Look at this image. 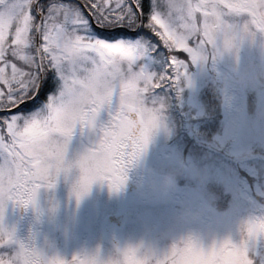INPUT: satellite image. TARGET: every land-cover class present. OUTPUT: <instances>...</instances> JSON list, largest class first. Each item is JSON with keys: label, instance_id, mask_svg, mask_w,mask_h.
Returning <instances> with one entry per match:
<instances>
[{"label": "snow or ice", "instance_id": "6c2138e0", "mask_svg": "<svg viewBox=\"0 0 264 264\" xmlns=\"http://www.w3.org/2000/svg\"><path fill=\"white\" fill-rule=\"evenodd\" d=\"M264 40V0H0V219L36 209L41 189L76 173L79 203L94 183L119 191L163 126L162 96L180 90L188 63L234 43ZM167 51V69L138 61ZM174 50L187 54L179 59ZM259 245V247H258ZM264 209L236 239L174 244L158 264H260ZM0 264H85L37 248L0 224Z\"/></svg>", "mask_w": 264, "mask_h": 264}, {"label": "rangeland", "instance_id": "374dc122", "mask_svg": "<svg viewBox=\"0 0 264 264\" xmlns=\"http://www.w3.org/2000/svg\"><path fill=\"white\" fill-rule=\"evenodd\" d=\"M260 40L257 37L253 43L247 40L241 43L237 53L241 67L264 64ZM174 53L187 60L186 53L177 50ZM163 55L162 50L156 57L148 53L138 63L148 72L159 74L167 69ZM232 66L230 52L222 53L214 61L189 62L187 79L182 80L178 93L176 90L173 92L174 102L161 95L164 104L162 115H167V111L174 113L173 109L183 113L182 107H185L188 112L185 122L175 114L177 118L167 127L165 123L171 121L163 117V126L153 133L142 156L128 170L132 178L144 166H151L157 173H163L175 167L177 157H180L201 172L204 177L202 183H197L191 178L190 171H186L178 180L182 184V187L178 186L180 191H176L171 200L140 198L136 201L142 204H131L129 200H133L134 196L130 199L124 196L122 187L119 191H110L106 184L94 183L77 203L69 194L75 171L67 179L61 176L54 188L40 190L36 209L31 208L37 248L48 255L57 254L67 260L82 250L99 246L104 256L116 246L147 235L149 230H159L181 203L201 209L200 218L184 225L181 233L191 232L204 245L212 238L236 239L240 221L264 209V88L244 84L221 93L218 88L220 80ZM208 92L213 98H220L222 107L217 103L213 114L203 122L206 112L201 103L209 95ZM201 123L202 127H199ZM213 131L220 133L210 135ZM187 133L194 134L206 150L215 153L209 151L208 154L203 148L201 151L204 154L199 158L196 155L187 157L188 149L184 153L179 146L185 141L188 143ZM228 156L233 160L227 161ZM232 169L237 171L233 173ZM130 191L135 192L133 187ZM188 192L193 193L191 197L186 196ZM220 206L222 211L219 210ZM13 208L17 206L11 202L5 206L0 224L14 229L16 233L12 223ZM111 214H123L122 222L126 224L123 233L113 230L115 226L109 221ZM24 231L30 232L29 227ZM18 238L26 240L22 232ZM83 239L88 244L82 245ZM167 243L168 240L161 242L163 246Z\"/></svg>", "mask_w": 264, "mask_h": 264}, {"label": "clouds", "instance_id": "9594fccd", "mask_svg": "<svg viewBox=\"0 0 264 264\" xmlns=\"http://www.w3.org/2000/svg\"><path fill=\"white\" fill-rule=\"evenodd\" d=\"M245 40L249 43L256 41V39L249 40L246 38L243 42ZM241 43H234L231 49L223 52L232 54L233 66L220 80L218 88L221 93L226 92L233 86L244 84L253 88H264V64L259 66L249 65L247 67L239 65L237 53ZM260 50L261 54L264 55V40H260ZM186 171H190L191 178L197 183L203 182L204 177L199 170L190 167L184 159L177 157L175 167H170L169 170L163 173H157L151 166H144L132 178L128 176L127 171L124 184L131 180L136 192L141 197L151 201H162L168 199L177 191L178 178ZM200 215L201 209L181 203L172 213L168 222L159 230H149L147 235L134 242H126L122 246H116L104 256L101 255L99 246L92 250H82L76 255H79L85 261V264H158V261L168 254L174 244L178 245L189 238L200 241L191 232L181 233L180 231L184 225L197 221ZM165 240H168L169 243L163 246L161 242ZM216 240L212 238L205 246H211ZM260 264H264V258L261 259Z\"/></svg>", "mask_w": 264, "mask_h": 264}, {"label": "trees", "instance_id": "16d2710c", "mask_svg": "<svg viewBox=\"0 0 264 264\" xmlns=\"http://www.w3.org/2000/svg\"><path fill=\"white\" fill-rule=\"evenodd\" d=\"M162 52L164 53V58L167 61V51L166 50H162ZM178 58L180 56H177ZM170 93L173 95L174 90L173 89H169ZM209 95L205 96L204 101L202 100L203 103V108L206 112V117L211 116L216 108V104L220 103L219 100L215 99L212 97V95L208 92ZM220 106V104H219ZM182 111H183V115H182V122H185L184 120L187 118L188 112L187 109L185 107H182ZM208 115V116H207ZM200 156V153H198V158ZM139 198H143L141 196H139Z\"/></svg>", "mask_w": 264, "mask_h": 264}]
</instances>
